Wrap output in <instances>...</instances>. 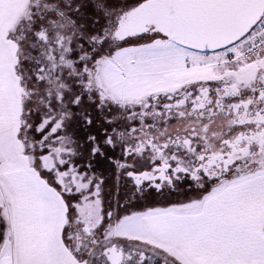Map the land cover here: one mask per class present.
<instances>
[{"label":"snow or ice","instance_id":"6c2138e0","mask_svg":"<svg viewBox=\"0 0 264 264\" xmlns=\"http://www.w3.org/2000/svg\"><path fill=\"white\" fill-rule=\"evenodd\" d=\"M0 264H264V0H0Z\"/></svg>","mask_w":264,"mask_h":264}]
</instances>
